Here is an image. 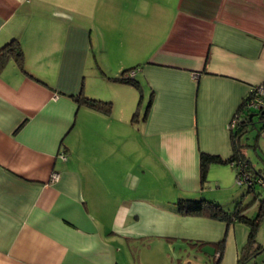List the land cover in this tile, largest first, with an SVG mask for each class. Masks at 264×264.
Instances as JSON below:
<instances>
[{
	"label": "crops",
	"instance_id": "obj_1",
	"mask_svg": "<svg viewBox=\"0 0 264 264\" xmlns=\"http://www.w3.org/2000/svg\"><path fill=\"white\" fill-rule=\"evenodd\" d=\"M12 40L24 70H0V264H211L223 238L220 264H237L248 225L175 200L220 203L199 155H231L228 123L264 84V0H0V48ZM128 67L138 88L115 80ZM256 141L261 167L264 130Z\"/></svg>",
	"mask_w": 264,
	"mask_h": 264
},
{
	"label": "trees",
	"instance_id": "obj_2",
	"mask_svg": "<svg viewBox=\"0 0 264 264\" xmlns=\"http://www.w3.org/2000/svg\"><path fill=\"white\" fill-rule=\"evenodd\" d=\"M10 58H14L18 66L24 70L23 53L17 40H12L0 48V70ZM133 69H135V67L123 70L115 80L130 83L131 85H134L138 88L139 83L135 79L134 75L130 76L128 74L129 72L133 71ZM255 86H253L251 90L242 98L240 105L233 114L232 118L235 120L236 124L233 128H229L232 143L231 155L227 158H221L218 155L208 154L205 152H200L199 155V180L201 185L206 182L207 173L211 162L229 163L235 169V178L238 175L243 178L242 183H236L246 186L248 191L252 192L254 195L253 199L243 205L245 198L243 194L240 196L233 208L224 207L222 204L206 197H178L175 200L177 212L182 215L206 217L209 219L222 221L227 225L235 221H241L248 225L249 231L247 239L239 251L237 264H245V262L251 259L254 255L264 251V245L257 243L255 239V234L257 232L260 219L264 217V166L256 167L251 157L246 153L245 149V147L249 146L252 147L254 151H256L255 148L257 147V136L262 130H264V108H255L252 105H249V102H251L254 97ZM76 98L77 101L94 106L98 109L109 111L111 108V103L109 101L88 98L82 95ZM255 114H257V118H254ZM249 115L252 116L249 117ZM249 129L252 131L255 129V135L253 134L254 142L251 144L248 141H244V136L247 135ZM256 153L261 158L259 152L256 151ZM257 185L262 188V191L257 190ZM257 200L258 206L255 215L248 216L246 213H244L245 209L249 207L252 202ZM194 243L203 244L204 242L197 241ZM213 245H215L216 252L214 255H212V258H210V263L220 264L224 238L213 242ZM217 252L219 253L218 256H216Z\"/></svg>",
	"mask_w": 264,
	"mask_h": 264
},
{
	"label": "rangeland",
	"instance_id": "obj_3",
	"mask_svg": "<svg viewBox=\"0 0 264 264\" xmlns=\"http://www.w3.org/2000/svg\"><path fill=\"white\" fill-rule=\"evenodd\" d=\"M114 34L116 32H119V29H116L114 27V29L112 28ZM131 68V67H128ZM134 71V69H133ZM254 118H257V114L254 115ZM257 124V123H255ZM255 131V129H254ZM255 133L249 129L247 135L244 136V141H248L251 143L254 142V135ZM246 149V153L251 157V159L253 160L254 164L257 163L258 160V155L253 151L252 147H245ZM234 171V169H233ZM209 175V172H208ZM211 175H213V172H211ZM227 182H219L216 183L215 180L211 179V177H207V188L212 189V190H217L218 194L220 195L218 201L220 202V204L226 205L228 206L227 203H230V205L228 206L229 208H233L236 204V202L239 200L240 196L244 194V201H243V205H245V203L251 201L254 197V195L252 194V192H249L248 189L246 188V186L244 185H239L236 183L235 181V172H234V176H232V180H230V178H227L226 180ZM257 190L258 191H262V188L257 185ZM241 191V192H240ZM207 195L210 196L209 193H214L213 191L209 190L208 192H206ZM238 194V195H237ZM205 196L208 198V196ZM233 195L235 196V202L232 200ZM257 206H258V200L255 202H252L249 206V208L246 211V214L248 216H253L256 213L257 210ZM245 224V223H244ZM255 239L257 243H260L261 245H264V217H262L260 219L258 228H257V232L255 234ZM245 264H264V251L257 253L256 255H254L251 259L247 260L245 262Z\"/></svg>",
	"mask_w": 264,
	"mask_h": 264
},
{
	"label": "built area",
	"instance_id": "obj_4",
	"mask_svg": "<svg viewBox=\"0 0 264 264\" xmlns=\"http://www.w3.org/2000/svg\"><path fill=\"white\" fill-rule=\"evenodd\" d=\"M130 76H133L134 75V71H131L128 73ZM254 97L253 99L251 100V102H249V105H252L253 107L255 108H264V84H259V85H256L254 87ZM236 122L235 120L232 118L230 120V122L228 123V128H233L235 126ZM61 157L65 158V155L63 153H60ZM52 177L53 178H56L57 177V174L56 173H53L52 174ZM236 182L237 183H242L243 182V178L241 176H236L235 178ZM218 252L216 253V256H218Z\"/></svg>",
	"mask_w": 264,
	"mask_h": 264
},
{
	"label": "water",
	"instance_id": "obj_5",
	"mask_svg": "<svg viewBox=\"0 0 264 264\" xmlns=\"http://www.w3.org/2000/svg\"><path fill=\"white\" fill-rule=\"evenodd\" d=\"M252 115H249V117H251Z\"/></svg>",
	"mask_w": 264,
	"mask_h": 264
}]
</instances>
